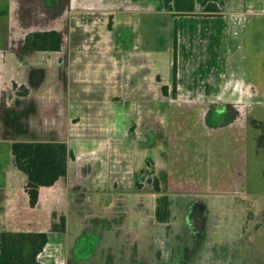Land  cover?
<instances>
[{"label":"rangeland","instance_id":"obj_1","mask_svg":"<svg viewBox=\"0 0 264 264\" xmlns=\"http://www.w3.org/2000/svg\"><path fill=\"white\" fill-rule=\"evenodd\" d=\"M38 1L0 0V78L15 79L24 75L26 78L31 74V79L35 76L34 82L42 83L44 89L57 83L70 87L63 106L56 105L54 111L63 109L62 133L75 159L71 160L65 178L42 190L37 206L22 211L23 230L43 231L49 236L51 245L44 260L48 264H165L172 254L174 264H181L187 245L197 241L196 237L200 236L197 233L201 234L198 231L188 234L183 224L186 213L181 210L188 207L191 198L215 197L225 191L226 194H220L225 200L218 210L221 227L218 233L208 236L206 244L214 246L231 264H264V146L248 149L251 144L247 135L244 137L247 145L242 144L244 148L241 146L240 153H235L238 150L234 144L236 139L226 136L232 134L233 129L217 132L205 125L208 122L215 127L224 119V115L220 116L222 108L217 109L215 104L209 108L210 117L204 120L205 107L177 104L171 96L163 97L162 92L160 98L148 99L147 90L145 100H112L108 93L110 85L113 92L121 93L126 72L130 81L139 77L134 75L138 73L123 69L119 64L117 73L111 75L108 67L101 66L110 60L107 54L110 45L105 40L106 16L100 10L91 9L93 4L90 3L83 5L87 11L77 12L69 10L67 3L58 4V0H48L45 8H39ZM9 5L15 6L11 17L1 13L7 11ZM89 20L97 22L93 25L94 36L88 34L86 41H81L82 59L77 79L72 77V65L63 68L66 53H26L30 51L25 45L19 50L21 30L35 29L39 22L49 26L51 21H70L72 32L71 21ZM255 23L256 39L254 48L249 51L246 45L249 42L242 38L247 36L246 32L244 35L240 32L233 39L228 36L230 28L225 25L229 41L221 44L216 35L220 25L214 21L185 18L171 21L170 16H160L152 33L153 42L149 44L145 40L142 45L140 39L147 35L144 27L135 53L138 56L152 44L159 53V73L169 76L172 57L166 50L173 46V39L166 26L171 24L173 29L174 25L179 33L180 81L190 87L193 85L191 88L201 87L205 94L213 93L216 85L230 77L224 79L217 75L226 60L220 57H226L228 48L236 57L235 63L239 61L246 70L254 65L263 66L264 21L252 24ZM141 28L142 25L137 26L138 30ZM69 39V49L73 51L76 49L74 38ZM135 53L130 60H135ZM148 70L145 66V78L149 76ZM241 78L243 80L244 76ZM76 82L82 88L78 97V92L71 89ZM188 88L186 93L191 95ZM41 109V116L33 115L34 126L39 129L55 126L57 117L54 115L53 119L50 113L43 111L46 105ZM94 113L112 114L114 129L110 132L103 125L99 127ZM68 116L78 120L69 128L65 124ZM260 117L264 119V112ZM244 138L240 139L241 143ZM168 169L173 170V185L177 189L171 191L176 193L177 216L170 227L156 219L158 199L168 194L159 173ZM9 177L11 181L18 180L13 174ZM156 180L160 192L155 191ZM211 256L212 253L204 262H209Z\"/></svg>","mask_w":264,"mask_h":264},{"label":"crops","instance_id":"obj_2","mask_svg":"<svg viewBox=\"0 0 264 264\" xmlns=\"http://www.w3.org/2000/svg\"><path fill=\"white\" fill-rule=\"evenodd\" d=\"M48 0H39V8H45ZM61 2L69 6V10H75L81 12L82 10L87 11L85 3L93 4L91 9L100 10L106 16L105 19L108 21L107 31L105 40L109 46L107 54L110 56V60L105 63V68L108 67L109 75L118 70V64L123 69H128L138 75L135 81L131 79L126 72V78L121 83L122 87L121 93L113 92L110 88L111 85L105 87L108 88V93L111 95L112 100L125 99L128 101L134 99L135 101L145 100V92L147 91L148 99L160 98L161 92L163 97L171 96L173 101L177 104H186L189 106L196 107H205L206 110L202 114L204 120L210 117V106L214 104L217 106V109H221L220 114L224 115V119L218 124V126H210L208 122L205 124L209 129H213L217 132H224L225 129H233V135L228 133L226 136L233 137L234 144L238 147L235 153L239 154L241 151V146L247 145L249 148H255L258 146H264V119H261L260 115L262 109H264V60L263 66H251L249 70H246L245 67H242L240 63H235L231 54L232 50L228 48L226 57L221 56L220 59H226L225 62L221 63L217 75L222 76V78L227 79L226 81L221 82L215 86L216 92L206 93L201 91V87L194 85L191 88L188 84L185 85L180 81L181 78V69L178 67V55L176 50V60H177V83L176 89L173 90V62H174V36L173 29L168 27V30L171 31V40L173 39V46L166 50L171 53L172 62H171V72L168 76H163L162 73H159V68L157 64L159 63V53L156 48L151 44V48L143 53H135L138 46L139 33L141 30L146 27L147 35L146 37L142 36L140 41L142 45L144 41L151 43L152 33L156 30V21L159 20L160 16L168 18L171 17V21L174 19H190L195 21H211L216 22L220 25L217 28V36L219 41L222 43L228 42L229 39L226 37V26L229 27L230 38L239 35L240 32L247 33V36H243V41H246L249 44V51L254 48L253 41L256 39V30H253V27H257V23L253 25L255 21H264V0H195L194 10L192 12H177L174 7V0H58V4ZM11 3V2H9ZM93 6V7H92ZM97 6V7H96ZM15 6H8L7 11H2L5 16L11 17V14ZM18 8L17 4L16 7ZM90 10V9H89ZM96 10V11H97ZM125 21V22H122ZM128 21H145L136 22L134 24ZM67 22V25H66ZM95 20L88 21H71L72 23V32H70L71 27L69 26L70 21H51L49 26H43L39 22V26H36L35 29L30 30H21L20 49L25 45L26 35L35 32V31H50L55 30L61 36V48L60 50H37L30 51L26 53L34 52H61L66 53V61H64V66L68 68L72 65L73 78L77 79L76 76H79L78 68H80V58L82 59V43L81 41H86L88 34L94 36V23ZM111 24V26H110ZM252 24V25H251ZM143 26L141 29H137V26ZM195 26V25H194ZM232 26V28H231ZM177 28V27H176ZM208 27L206 31L208 32ZM145 30V29H144ZM177 31V29H176ZM194 31V30H193ZM258 35V34H257ZM173 36V38H172ZM181 36V35H180ZM72 37L76 49L70 51V39ZM240 37V36H239ZM89 41H91L89 37ZM177 42H179V33L177 31ZM106 43V44H107ZM107 46V47H108ZM84 47H86L84 45ZM92 48V46H91ZM177 48V44H176ZM239 48V46H238ZM123 49V50H122ZM17 50V52L19 51ZM89 50V49H88ZM122 50V51H120ZM131 50L132 53L129 52ZM135 60H130L131 55ZM130 54V55H129ZM19 55V52H18ZM116 57L121 58L117 60ZM67 63V64H65ZM145 66L148 67L149 76L146 75L145 78ZM106 72V71H105ZM70 73V71H69ZM140 73V75H139ZM142 73V75H141ZM254 76L252 79L250 76ZM242 76H244L242 80ZM18 77V76H17ZM221 78V77H220ZM35 76L31 79V74L25 78L24 76L12 79V78H0V232L3 230L7 231H29L23 230L25 227V221L22 218L23 209L27 210L28 207H31L29 204V196L26 192V183L27 176L22 171H20L14 162V157L12 154V144L14 142H61L66 143L68 149L73 153L72 157L68 159V169L67 175L69 174V166L72 159H75V154L73 149L68 142L66 136L64 137L62 133L63 127V109L54 111L56 107H62L65 95L67 96L69 90V84L57 83L50 84L46 89L42 88V83H36ZM147 83L145 82L146 80ZM14 84L16 86H14ZM75 88L71 86L72 90H75V96H79V91L82 90L79 83H74ZM167 86V93L162 91V86ZM66 86V87H65ZM190 89V94L186 93ZM88 89V87H85ZM207 90V88H206ZM67 92V93H66ZM151 92V93H150ZM151 96V97H150ZM192 97V98H191ZM217 101V103H216ZM76 102V101H75ZM46 105L47 109H44V112L50 113L52 118L54 115L57 117L56 125L53 127H35L33 115L41 116L42 109L41 107ZM56 107V108H57ZM209 111V112H208ZM56 112V113H55ZM60 116V117H59ZM54 119V118H53ZM94 119L96 123L103 125L104 129L107 131L113 130L114 126H111V123L114 121L112 114L99 115V113H94ZM78 121L75 117L68 116L66 117L65 124L67 123L68 128L71 125H75ZM109 125V126H106ZM223 138V137H222ZM243 139L241 143L240 139ZM252 139V142H250ZM243 144V145H242ZM261 146V148H263ZM12 169V170H10ZM173 170L168 169L165 173H159L160 181L162 185H166L168 194L167 197L170 201V218L168 223H163L166 226H173L176 219V194L177 189L173 185L172 180ZM9 174H13L18 180H10ZM66 175V176H67ZM65 176V177H66ZM59 178L52 186H41L39 188V200L44 188H51L55 186ZM174 188V189H173ZM2 191V192H1ZM157 192V191H156ZM3 193V194H2ZM167 193V192H166ZM219 194L215 197H201L191 198L187 204V208L184 207L182 213H186V220L183 223L188 230V234L192 232L197 233V241L191 245H187L185 255L181 264H231L229 258L225 260L223 255L219 254L218 250L214 246L206 244L208 241V236L218 233L219 226L218 224V210L223 207V198L220 194H226L225 191L218 192ZM38 200V202H39ZM38 204V203H37ZM196 205L195 208L193 206ZM37 206V205H36ZM33 208V207H32ZM198 209L200 211L199 217V228L193 229L191 225V216L193 211ZM189 213V214H188ZM50 241L44 248V250L39 254L38 259L43 264H48L44 260V254L47 248L50 246ZM209 248V249H208ZM168 254L171 253V250H168ZM212 253L209 262H204L208 255ZM47 259V258H46ZM165 264H174V258L170 254V259H167Z\"/></svg>","mask_w":264,"mask_h":264},{"label":"trees","instance_id":"obj_3","mask_svg":"<svg viewBox=\"0 0 264 264\" xmlns=\"http://www.w3.org/2000/svg\"><path fill=\"white\" fill-rule=\"evenodd\" d=\"M195 0H174L177 12H192ZM111 26V24H110ZM174 36L173 90L177 83L176 44L177 31ZM61 36L55 30L31 32L26 35L25 48L28 51L60 50ZM14 86H16L14 84ZM167 93V86H162ZM12 154L16 167L27 176L26 192L29 204L35 207L39 200V188L52 186L59 178L67 175V163L73 153L66 143L53 142H14ZM155 191L160 192L158 181ZM170 201L167 196L158 199L156 219L167 222L170 218ZM49 242V236L43 231H7L0 232V264H43L39 254Z\"/></svg>","mask_w":264,"mask_h":264},{"label":"flooded vegetation","instance_id":"obj_4","mask_svg":"<svg viewBox=\"0 0 264 264\" xmlns=\"http://www.w3.org/2000/svg\"><path fill=\"white\" fill-rule=\"evenodd\" d=\"M200 211H198V209H195L193 211V214L191 216V225H193V229L199 228V222H200V215H199ZM169 220L167 222H163V223H168Z\"/></svg>","mask_w":264,"mask_h":264}]
</instances>
